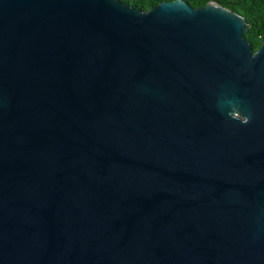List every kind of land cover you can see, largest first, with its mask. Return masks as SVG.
<instances>
[{"label": "water", "instance_id": "water-1", "mask_svg": "<svg viewBox=\"0 0 264 264\" xmlns=\"http://www.w3.org/2000/svg\"><path fill=\"white\" fill-rule=\"evenodd\" d=\"M246 29L215 0H0V264H264Z\"/></svg>", "mask_w": 264, "mask_h": 264}, {"label": "trees", "instance_id": "trees-1", "mask_svg": "<svg viewBox=\"0 0 264 264\" xmlns=\"http://www.w3.org/2000/svg\"><path fill=\"white\" fill-rule=\"evenodd\" d=\"M138 9L146 10L161 1L167 0H121ZM193 7H199L210 0H184ZM220 5L241 14L246 22L245 39L256 49L264 34V0H215Z\"/></svg>", "mask_w": 264, "mask_h": 264}, {"label": "clouds", "instance_id": "clouds-1", "mask_svg": "<svg viewBox=\"0 0 264 264\" xmlns=\"http://www.w3.org/2000/svg\"><path fill=\"white\" fill-rule=\"evenodd\" d=\"M229 115H231V114H229ZM248 122L249 121H248V118L247 117L241 120V123H243V124H247Z\"/></svg>", "mask_w": 264, "mask_h": 264}]
</instances>
